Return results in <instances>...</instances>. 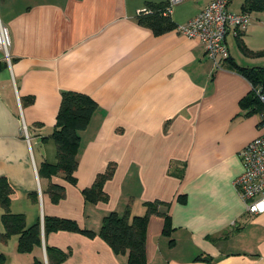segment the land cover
<instances>
[{
    "label": "crops",
    "instance_id": "0c3cea01",
    "mask_svg": "<svg viewBox=\"0 0 264 264\" xmlns=\"http://www.w3.org/2000/svg\"><path fill=\"white\" fill-rule=\"evenodd\" d=\"M209 1L0 0L11 41L10 66L0 51V178L11 189L9 212L41 228V246L31 252L17 251L18 235L0 238V264H49L46 247L69 252L61 264H127L99 236L44 235L43 218L97 233L108 213L141 217L154 201L166 204L158 209L170 232L162 216L149 217L146 264H264V213H246L233 185L243 170L239 151L262 132L259 114L240 106L250 84L225 62L215 68L202 43L177 30ZM233 1L228 9L240 12ZM148 5L170 7L174 28L155 34L141 25ZM251 24L252 17L240 38ZM236 40L226 37L228 49ZM64 92L97 104L79 133L75 184L38 174L56 161L54 143L41 138L53 130ZM109 165L107 200L85 202L81 190ZM50 184L64 188L56 203ZM3 214L0 207V236Z\"/></svg>",
    "mask_w": 264,
    "mask_h": 264
},
{
    "label": "trees",
    "instance_id": "16d2710c",
    "mask_svg": "<svg viewBox=\"0 0 264 264\" xmlns=\"http://www.w3.org/2000/svg\"><path fill=\"white\" fill-rule=\"evenodd\" d=\"M166 5H148L146 13H140L137 17L141 25L149 27L155 34L166 32L174 28L166 15ZM251 15L252 12L264 15V0H245L240 10ZM241 35V34H240ZM240 40V36L237 37ZM242 52L250 55L239 43ZM264 56V52L261 53ZM226 65L242 75L251 86L261 85L264 87V66L263 67H240L232 58L225 61ZM242 109L248 114L262 113L263 106L250 91L248 96L240 101ZM97 109V104L87 95L77 92H64L61 95L59 109L55 118V124L48 137H42L41 141L52 140L56 148L55 163L44 162L38 170L42 178L50 179L53 176H62L71 184H75V170L77 167V151L79 146V133L83 131L92 115ZM114 173V166L109 165L107 169L96 176L92 185L81 190L85 202L97 203L107 200V194L103 190L104 183L111 179ZM11 189L4 178H0V207L4 210L2 223L4 233L0 238L5 241L11 235H18L17 251L31 252L34 247L41 246V228L36 223L26 228L22 215H13L9 212ZM47 193L53 203L64 197V188L60 185L50 184ZM164 203L154 201L146 204L147 211L144 216H130L126 211L123 215L110 212L102 219L98 232L81 229L72 220L44 217V235L50 232L69 231L86 235L89 238L99 236L111 250L117 255H125L127 264H146L145 240L146 228L149 217L158 214L163 217V232H170V218L168 214L161 212L158 208ZM166 208V206H165ZM46 256L49 264H61L69 256V252H63L56 248L46 247ZM33 264H40L34 260Z\"/></svg>",
    "mask_w": 264,
    "mask_h": 264
},
{
    "label": "built area",
    "instance_id": "2783aa9c",
    "mask_svg": "<svg viewBox=\"0 0 264 264\" xmlns=\"http://www.w3.org/2000/svg\"><path fill=\"white\" fill-rule=\"evenodd\" d=\"M176 1V0H175ZM232 0H210L204 8L186 24L178 26V32L188 38L199 40L205 49L206 58L215 68H219L229 58L226 37L237 38L251 22L247 13L232 12L228 9ZM146 9L139 13H146ZM167 7L165 14H169ZM10 36L7 27L0 19V51L7 66L11 64ZM250 91L263 106L260 113L262 132L248 142L238 153L243 170L233 185L244 204L245 212L251 215L264 213V87L251 86ZM21 134L29 144L30 135L24 123Z\"/></svg>",
    "mask_w": 264,
    "mask_h": 264
},
{
    "label": "rangeland",
    "instance_id": "374dc122",
    "mask_svg": "<svg viewBox=\"0 0 264 264\" xmlns=\"http://www.w3.org/2000/svg\"><path fill=\"white\" fill-rule=\"evenodd\" d=\"M245 0H234L230 6L231 10L240 11ZM252 24L240 40H236L229 46L231 57L239 60L240 63L248 65V68L263 67L264 56V15L262 13H251ZM239 43L250 55H245Z\"/></svg>",
    "mask_w": 264,
    "mask_h": 264
}]
</instances>
